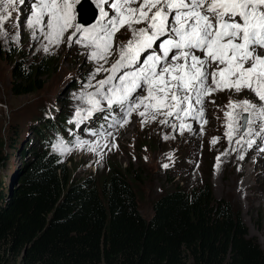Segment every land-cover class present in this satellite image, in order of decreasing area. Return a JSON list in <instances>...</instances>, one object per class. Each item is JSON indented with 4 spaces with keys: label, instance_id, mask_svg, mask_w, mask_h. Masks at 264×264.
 <instances>
[{
    "label": "rangeland",
    "instance_id": "1",
    "mask_svg": "<svg viewBox=\"0 0 264 264\" xmlns=\"http://www.w3.org/2000/svg\"><path fill=\"white\" fill-rule=\"evenodd\" d=\"M81 1L76 0L74 4L76 23V7ZM89 2L93 9L86 10L84 19H90L94 10L96 21L99 7L93 0ZM103 6L108 10V4ZM29 18V0L15 4L3 25L6 34L0 35V154L5 158V163L0 165V193L4 194V204L8 203L12 191L17 187L20 171L29 162V157L39 148L43 149L36 143L35 129L46 119L51 117L56 121L63 114L64 118H68L63 139L72 151L58 154L66 163L73 181L102 175L107 172L109 163L131 168V173L138 177L134 183L138 211L146 220L152 217L153 202L166 191L176 186L191 190L208 184L216 200L215 208L227 205L232 213H240L248 237L264 251V154L254 151L264 147V141L261 140L257 148H254V144L248 147L244 142L235 144L243 128L234 136L232 144L225 137V113L230 101L260 103L251 91L245 89L236 93L224 90L208 96V104H204L206 112L210 110L205 118L207 122L201 129L200 124L198 127L186 121L192 128L187 135L161 124L159 121L163 117L142 123V118L136 113L123 127H110L112 118L109 112L115 113L116 109L114 106L108 110L103 102L105 111L94 112L77 124L75 114L81 111L86 115V110L90 108L88 94L95 93L97 82L108 75L105 71L96 73V69L101 65L107 69L118 59L119 48L127 43L131 33L126 27L120 29L114 38L113 54L106 63H97L89 59L90 49L75 43L69 45L67 38L71 30L65 34L63 43L53 45L45 52L43 46L47 41L38 31V38H33V29L26 23ZM143 58L142 55L141 60ZM41 60L53 62L50 74L40 80L43 87L30 95L15 96L13 88L17 84L12 79L14 70L20 66L29 69ZM106 115L109 117L107 120ZM243 115L241 111V124ZM108 132L112 135L108 136ZM47 134L54 137L50 131ZM214 138L216 143H212ZM77 139L88 144L77 147ZM247 139L257 142L258 137H245ZM96 143L100 147L95 152L90 151L89 146ZM226 152L232 158L225 162L222 156ZM241 155L243 159H240ZM259 156L262 160L257 165ZM248 159L252 163L247 167ZM164 164L168 167H163ZM261 166L263 169H260ZM248 172L250 177H247ZM11 264H17V261H11Z\"/></svg>",
    "mask_w": 264,
    "mask_h": 264
},
{
    "label": "snow or ice",
    "instance_id": "2",
    "mask_svg": "<svg viewBox=\"0 0 264 264\" xmlns=\"http://www.w3.org/2000/svg\"><path fill=\"white\" fill-rule=\"evenodd\" d=\"M24 2L0 0V35L6 34L3 25L10 9ZM75 2L29 0L26 23L33 29V38H38V31L47 41L45 52L63 43L71 30L69 45L90 49L89 59L106 63L113 54L116 33L124 27L131 33L127 43L120 46L118 59L107 69L103 65L96 69V73L105 71L108 75L97 82L95 93L88 94L86 115L81 111L75 114L77 124L94 112L105 111L103 102L108 110L116 109L109 112L110 127H123L136 113L142 123L163 117L159 122L174 131H191V124L186 122L189 119L198 121L202 129L207 122L203 106L206 97L216 91L239 93L246 89L260 103L230 101L225 137L232 144L243 128L235 144L244 142L252 147L255 140L245 137L254 136L264 141V0H97L99 19L91 26L75 22ZM216 142L214 138L212 143ZM87 144L76 140L77 147ZM98 147L96 143L89 150L95 152ZM53 150L63 155L72 148L61 138Z\"/></svg>",
    "mask_w": 264,
    "mask_h": 264
},
{
    "label": "trees",
    "instance_id": "3",
    "mask_svg": "<svg viewBox=\"0 0 264 264\" xmlns=\"http://www.w3.org/2000/svg\"><path fill=\"white\" fill-rule=\"evenodd\" d=\"M52 65L41 60L16 68L13 94L40 90ZM67 121L61 114L35 129L43 149L21 169L8 203L0 193V264H264V251L248 237L240 213L215 208L208 184L166 191L146 220L131 168L109 163L102 175L73 181L53 150Z\"/></svg>",
    "mask_w": 264,
    "mask_h": 264
},
{
    "label": "bare ground",
    "instance_id": "4",
    "mask_svg": "<svg viewBox=\"0 0 264 264\" xmlns=\"http://www.w3.org/2000/svg\"><path fill=\"white\" fill-rule=\"evenodd\" d=\"M109 2H110V0H109ZM93 3H95V5H96V7L98 8V6H97V0H93ZM105 5V4H104ZM84 7H82L81 9L83 10H81V12H82V14H81V18L82 19H84V16H85V14H86V10H90V6L89 5H83ZM92 6V5H91ZM105 7V6H104ZM92 9H93V7H92ZM108 10H109V12L111 11L109 8H108ZM107 10V11H108ZM83 16V17H82ZM79 17V16H78ZM99 19V16H98V18H97V20ZM97 20L94 22V23H96L97 22ZM93 23V24H94ZM92 25V24H91ZM91 25H89V26H91ZM8 28V27H7ZM125 28V27H124ZM121 29H123V28H121ZM11 34H12V31H11V33H10V35L8 36V38H10V36H11ZM37 36H38V34H37ZM209 83H211V80H209ZM217 92V91H216ZM210 97V96H209ZM212 97V96H211ZM207 98L208 97H206L205 98V102H204V104L206 103V104H208L207 103ZM212 99V98H211ZM204 106V105H203ZM204 117L206 118L207 117V115H208V113L210 112V110H208L207 112H206V109H205V106H204ZM187 121H191V122H189V123H195L198 127L200 126L199 124V122L198 121H195V120H191V119H189V120H187ZM255 127H258L257 125H255ZM190 132L189 131H187V130H184L183 132H181V134H183V135H187V134H189ZM193 135V134H192ZM261 138L260 137H258V140H257V142H255L254 143V148H257L260 144H261ZM230 146V145H229ZM263 147V146H262ZM254 148H251L252 150L254 149ZM254 151H256V152H258V153H262V154H264V152L263 151H261V150H255L254 149ZM227 153V152H226ZM256 155V154H255ZM261 155V154H260ZM232 158V156H229V153L228 154H224L223 156H222V160H225V162L226 161H228V160H230ZM252 159V158H251ZM251 159H248L247 160V167L252 163L251 161ZM261 159L262 160V157L261 156H259V158H257V165H260V163H261V160L259 161V160ZM251 162V163H250ZM250 163V164H249ZM262 165V164H261ZM260 169H263L262 168V166L260 167ZM251 176V174L248 172V176L247 177H250Z\"/></svg>",
    "mask_w": 264,
    "mask_h": 264
},
{
    "label": "water",
    "instance_id": "5",
    "mask_svg": "<svg viewBox=\"0 0 264 264\" xmlns=\"http://www.w3.org/2000/svg\"><path fill=\"white\" fill-rule=\"evenodd\" d=\"M86 4L90 6V9H92V6H91V3L89 2V0H82L78 4V6L76 7V12H77V14L79 16V17H77L78 18V23H80L82 26H88V25L92 24L95 21V19H96V12L94 10H92L93 11V15H92V17L90 19H82L81 18V14H82V12H81L82 9L81 8L84 7L83 5H86Z\"/></svg>",
    "mask_w": 264,
    "mask_h": 264
}]
</instances>
